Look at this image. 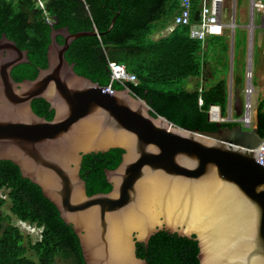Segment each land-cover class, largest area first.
Wrapping results in <instances>:
<instances>
[{
    "label": "water",
    "instance_id": "water-1",
    "mask_svg": "<svg viewBox=\"0 0 264 264\" xmlns=\"http://www.w3.org/2000/svg\"><path fill=\"white\" fill-rule=\"evenodd\" d=\"M115 22L106 33L52 29L47 68L23 82L12 71L29 63L28 52L2 34L0 162L41 189L72 227L86 264H147L137 244L147 247L162 231L197 242L199 264H264V138L240 125L180 128L154 117L130 88L106 92L76 74L66 60L71 45L105 36ZM238 91L229 87V122L243 111ZM40 99L54 111L51 121L34 113ZM115 149L124 152L121 163L104 171L112 190L88 196L83 158Z\"/></svg>",
    "mask_w": 264,
    "mask_h": 264
},
{
    "label": "trees",
    "instance_id": "trees-1",
    "mask_svg": "<svg viewBox=\"0 0 264 264\" xmlns=\"http://www.w3.org/2000/svg\"><path fill=\"white\" fill-rule=\"evenodd\" d=\"M203 0L193 4L192 23L199 20ZM51 0L48 13L56 22L51 28L32 0H0V39L2 34L18 48L28 52L29 63L12 71L16 82L34 80L39 69L47 68V48L52 29L68 28L70 33L98 31L106 33L114 18L113 29L103 37L77 39L66 53V60L75 64L79 76L101 87L111 84L108 61L126 67L138 83L128 84L131 93L145 100L152 115L162 116L176 126L203 132L218 130L208 120L213 105L227 116V80L209 83L223 69L228 73V42L211 37L202 43L190 38V28L179 26L168 37L155 38L172 23L179 11V0ZM63 43L61 39H58ZM220 68V69H219ZM192 79L201 81L197 90H188ZM242 86V81L239 80ZM202 87V88H201ZM113 90L126 87L115 82ZM200 100L202 105H200ZM34 113L51 121L54 111L40 99L32 103ZM257 132L264 138V100L258 104ZM232 128L233 124H223ZM124 152L85 156L80 172L88 196L107 194L105 170L116 169ZM0 264H56L58 258L71 264H86L78 237L71 226L60 218L56 207L44 198L41 189L21 176L12 162H0ZM10 203V212L19 221L41 230L35 243L29 234L11 224V217L2 209ZM198 244L192 239L159 232L146 247L137 244V256L147 264H199Z\"/></svg>",
    "mask_w": 264,
    "mask_h": 264
},
{
    "label": "built area",
    "instance_id": "built-area-1",
    "mask_svg": "<svg viewBox=\"0 0 264 264\" xmlns=\"http://www.w3.org/2000/svg\"><path fill=\"white\" fill-rule=\"evenodd\" d=\"M36 4V9H38L47 24L54 23V19L48 13V3L51 0H32ZM85 4V0H81ZM195 0H179V13L176 15L174 21L168 26L162 33L159 34V38L170 36L177 27L186 26L190 28V38L200 42H205L211 37H222L229 24L223 23V11L227 8L226 0H203L201 12L199 14V20L196 23H192L193 15V4ZM255 12L261 14V28H264V0L257 2L252 0L251 2V15L252 22L250 25V38L252 43L250 44L251 54L248 59V70L246 73V87L244 88V104L243 111L240 117H232V121L229 122L222 115L220 106L213 105L208 110V120L211 123H221V124H234L240 125L244 130H253L256 128L255 115L253 110L252 96L255 93V88L253 86V69H252V51H253V33L256 28L254 25V15ZM234 15H232L233 19ZM235 21V19H234ZM235 27V24H234ZM108 66L110 70L111 84L107 87L106 92H109L112 88V84L117 82L122 86L127 88L128 84H137V77L129 73L125 66L120 65L115 62L108 61ZM200 105L202 101L200 100ZM264 144V142H263ZM262 144V145H263ZM261 145V146H262Z\"/></svg>",
    "mask_w": 264,
    "mask_h": 264
},
{
    "label": "rangeland",
    "instance_id": "rangeland-1",
    "mask_svg": "<svg viewBox=\"0 0 264 264\" xmlns=\"http://www.w3.org/2000/svg\"><path fill=\"white\" fill-rule=\"evenodd\" d=\"M257 2L262 0H256ZM227 8L223 11V23L232 24V15L235 16V27L234 32L232 27L227 28L225 36L228 42V54H227V64L228 73L221 69V73L216 74L214 79L209 83L216 84L221 79L227 80L228 86H232L233 93L237 92V85L235 82L242 81V90H239L241 97L244 98V88L246 87V73L248 70V59L250 51V25L252 22L251 15V2L252 0H235V10L233 12L232 0H226ZM254 33H253V51H252V69H253V86L255 88V93L252 96L253 110L256 117L258 104L264 100V28H261V14L255 12L254 15ZM232 37L234 41L232 43ZM155 38H159L156 35ZM231 60H233V80L230 77V66ZM220 69V68H219ZM0 198L8 199L7 193L2 190L0 192ZM2 212L6 216L11 217V224L15 227L20 228L23 234H29L32 238V242L35 243L41 238V230L35 229L29 226L28 223H21L15 216L10 212V203L8 202L2 209ZM56 264H71L66 262L62 258L56 260Z\"/></svg>",
    "mask_w": 264,
    "mask_h": 264
},
{
    "label": "crops",
    "instance_id": "crops-1",
    "mask_svg": "<svg viewBox=\"0 0 264 264\" xmlns=\"http://www.w3.org/2000/svg\"><path fill=\"white\" fill-rule=\"evenodd\" d=\"M178 13H179V11H178ZM177 13V14H178ZM176 14V15H177ZM234 15V14H233ZM176 17V16H175ZM175 17H174V19H175ZM174 19H173V21H174ZM172 21V22H173ZM210 39V38H209ZM208 41V39L205 41V42H207ZM205 42H202V43H204L205 44ZM232 80H233V76H232ZM201 81L202 80H200V82L198 81V80H194V79H192L189 83H187V88H188V90H197V87H198V85H201L200 83H201ZM235 84L237 85V91L238 90H242V86L240 85V83L237 81V82H235ZM202 86V85H201ZM231 86V85H230ZM230 86H228V88H227V93H228V96H229V87ZM202 88V87H201Z\"/></svg>",
    "mask_w": 264,
    "mask_h": 264
},
{
    "label": "clouds",
    "instance_id": "clouds-1",
    "mask_svg": "<svg viewBox=\"0 0 264 264\" xmlns=\"http://www.w3.org/2000/svg\"><path fill=\"white\" fill-rule=\"evenodd\" d=\"M86 4V3H85ZM48 7V6H47ZM38 10V9H37ZM54 23H56L55 21H54ZM223 115V114H222ZM232 117H236L234 114L232 115ZM226 119H227V116L225 117ZM255 118H257V114H256V117ZM256 120V119H255ZM216 124V123H215ZM227 124H230V123H227ZM223 125V124H222ZM234 125V124H233ZM21 222V221H20ZM21 223H23V222H21ZM29 226H32V225H30L29 224ZM33 227V226H32ZM35 228V227H34ZM35 229H37V228H35ZM39 230V229H38Z\"/></svg>",
    "mask_w": 264,
    "mask_h": 264
},
{
    "label": "flooded vegetation",
    "instance_id": "flooded-vegetation-1",
    "mask_svg": "<svg viewBox=\"0 0 264 264\" xmlns=\"http://www.w3.org/2000/svg\"><path fill=\"white\" fill-rule=\"evenodd\" d=\"M58 39H61L62 40V38H58ZM63 41V40H62ZM223 128H224V126H222Z\"/></svg>",
    "mask_w": 264,
    "mask_h": 264
}]
</instances>
